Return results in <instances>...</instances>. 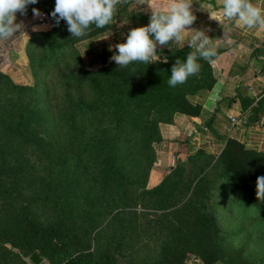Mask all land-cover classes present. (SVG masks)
<instances>
[{
    "label": "rangeland",
    "instance_id": "obj_1",
    "mask_svg": "<svg viewBox=\"0 0 264 264\" xmlns=\"http://www.w3.org/2000/svg\"><path fill=\"white\" fill-rule=\"evenodd\" d=\"M54 3L38 0L48 22ZM151 11L145 2L136 0L112 25L103 30L91 25L80 38L71 37L66 23L52 28L34 22L23 31L28 38L18 32L0 40V228L15 229L33 247H44L37 254L42 264H67L76 255L88 264L97 263L100 255L111 257L113 264H195L226 255H237L246 264H264L262 211L216 179L221 169L215 162L226 140L216 149L218 139L214 138V150L201 147L198 152L204 155L187 163L184 180L204 172L190 196L191 186L186 191L184 183L171 185L177 167L185 161L183 156L174 157L181 153V144L177 151L167 153L162 173L149 184L155 150L161 144L160 128L182 114L172 115L168 124H152L159 117L153 105L145 109L130 100L116 110L107 102L105 95L113 81L99 70L114 62L113 46L125 42L130 29L147 26L155 12ZM52 42L56 44L53 50ZM176 47H180L176 40L158 46L160 60L154 64H164L161 61L168 60ZM197 62L199 72L177 85L179 91L186 93L208 60ZM205 91L188 94L186 100L197 104ZM78 104L96 105V110L79 109ZM91 134L110 138L117 156L131 153L140 159L141 170L147 165L143 155L151 153L150 168L132 178L131 184L121 179L110 182L108 190L101 188L103 176L96 159L77 162L70 149L72 136H79L78 144L85 145L81 136L90 139ZM145 134L151 135L150 142L142 140ZM183 139L178 138V143ZM145 146L150 148L146 153ZM60 149L69 155L67 165L62 166L66 175L60 172L65 163L58 159ZM198 210L212 215L216 233L194 224ZM98 224L104 227L93 240ZM3 239L0 235V264H31L28 254Z\"/></svg>",
    "mask_w": 264,
    "mask_h": 264
},
{
    "label": "trees",
    "instance_id": "obj_2",
    "mask_svg": "<svg viewBox=\"0 0 264 264\" xmlns=\"http://www.w3.org/2000/svg\"><path fill=\"white\" fill-rule=\"evenodd\" d=\"M130 2H133V0H123L118 4L116 6L114 18L124 11ZM34 7L40 9L38 2L34 4ZM64 23L66 22L61 20L58 25ZM49 24L52 28L58 26L55 24V21L51 16H49ZM89 37L91 38L92 34H90ZM55 46V43H50L51 50H53ZM190 51L195 50L188 46L173 48L170 51L168 63L164 64L153 63L148 65L145 63L134 62L127 67L121 68L114 62L106 63L99 72L106 75L109 80L113 81L109 94L105 95L109 106L116 110H121V106H123L124 103L127 104L130 100H135V105L138 107L141 106V104L144 105L145 109H149L153 105L158 109L159 117L157 120L155 119L154 122L152 121V124H168L171 121V116L176 113L195 118L199 112V106L197 104L189 103L186 100V96L188 94H193L197 90L205 89L209 91L212 88L215 83V77L212 75L213 72L209 62L213 57L208 60L206 65H203L200 77L195 79L193 84L189 85V89L186 93L179 91L177 87H169V78H167L168 75H171V67L175 63V60L180 58L183 61ZM135 93L136 95H134ZM77 107L90 112H95L96 110V105L82 106L81 104H78ZM95 133L96 132H93V134ZM157 133L156 129L155 134L157 135ZM95 136L96 135L91 134L90 139L86 136H81L85 145L82 143L78 144L79 136H72V145L70 149H74V156H76L77 162L84 161L86 157L96 159L99 166L97 168H99V172L103 176L99 181V186H101V188L108 190L110 189V182L117 180L120 181L121 179H125L127 184H131L133 181L132 178H135L141 173L147 172L150 168L152 163L151 156L153 155H151V153H146L150 150L149 147L145 146L144 148L147 156L146 154L143 155V162H147V165L141 170L140 159H134L133 154L126 153L128 159L125 162H122L126 157H123L122 155L119 157L112 151L110 138H95ZM151 138V135L148 134L142 136L143 141L150 142ZM225 143V149H223L215 162L217 168L219 166L221 169L220 173L217 174L216 179L223 181L226 186H230L233 193L239 194L247 204H256L258 210L262 211L264 216V201L257 200L255 191L257 177L264 176V152L247 149L232 139H226ZM63 150L64 149L59 150L58 159L65 162L60 165V172L61 174L66 175L67 170L63 169L62 166L64 164L67 165L66 161L69 155H64ZM200 155L204 154L196 151L194 154L189 155L187 159L177 167L175 179L174 181H171L172 186L173 183H184L186 185V191L187 189H190L191 186L188 196L192 194L195 186L200 182L201 176L202 178L204 177V172H202L201 175L187 177L185 180L183 178V172L186 169L187 163L191 159L199 157ZM120 163H122L121 166H118L117 164L120 165ZM124 166H128V168L125 169ZM161 187L162 184L152 191H156ZM198 214L199 217L195 219L196 221L194 220V224L196 223L198 226H201L200 229H204L205 232L213 230L216 233V229L213 226L212 215H204L202 210H198L197 215ZM103 227L99 224L95 227V232L92 235L93 240L100 235ZM64 232L66 233L65 229L62 230V233ZM0 235H4L5 239H3V242L5 244L9 245L11 248L17 249L20 253L28 254V257L32 253L37 255L40 252H44V247H33L29 242L20 237L18 231L15 229L0 228ZM66 238L71 237L66 234ZM74 244L76 248L79 249L80 245L76 242ZM112 260L113 259L109 256L100 255L95 264H113ZM207 260L208 261L203 262V260L201 263L195 264H214L215 262H219L220 264H246L244 260L237 255H226L218 259L210 258ZM67 264L88 263H86L84 258H80L76 255L70 259Z\"/></svg>",
    "mask_w": 264,
    "mask_h": 264
},
{
    "label": "crops",
    "instance_id": "obj_3",
    "mask_svg": "<svg viewBox=\"0 0 264 264\" xmlns=\"http://www.w3.org/2000/svg\"><path fill=\"white\" fill-rule=\"evenodd\" d=\"M140 1L155 12L163 11L167 6V0ZM251 3L264 9V0H251ZM220 7L221 0H193L191 10L196 20L188 27L203 30L213 40L212 47L216 55L209 65L215 83L209 91L202 92L197 98L199 112L195 118L180 115L173 124L160 128L161 144L155 150L156 162L149 184L156 181L159 172L162 173L167 164V153L177 151L180 144L181 153L174 157L183 156L184 160L188 154L202 150L201 147L208 152L214 150V138L218 139L216 149L220 148L223 140L232 139L247 149L264 152V30L247 29L235 20L219 23L210 19V15L218 13ZM33 8L34 5L27 6L25 15L16 14L15 22H23L22 32L34 24L37 18L33 16ZM47 24L48 19L43 26ZM181 35L179 45L188 46L192 34ZM230 118L234 121L230 122ZM182 136L183 142L178 143V138ZM205 143L207 145L203 146ZM184 150L186 155L183 154Z\"/></svg>",
    "mask_w": 264,
    "mask_h": 264
},
{
    "label": "clouds",
    "instance_id": "obj_4",
    "mask_svg": "<svg viewBox=\"0 0 264 264\" xmlns=\"http://www.w3.org/2000/svg\"><path fill=\"white\" fill-rule=\"evenodd\" d=\"M37 2L38 0H0V40L15 37L18 32L24 34L23 22H15L16 14L25 15L27 6ZM119 3L120 0H55L50 16L56 25L61 20L65 21L71 37L80 38L87 34L91 25H95L97 29L112 25ZM192 4L193 0H167L166 9L153 12L147 26L130 29L124 37L125 42L113 46L116 51L111 60L121 68L134 62L148 65L155 63L160 60L156 52L158 46L164 47L172 40L179 42L182 39L181 33H191L188 47L195 51H190L183 61L180 58L175 60L168 80V85L172 88L184 84L189 76L199 72V58L210 60L216 55L215 48L212 47L213 40L203 30L188 27L196 20L191 10ZM32 12L34 17L42 15L35 8ZM210 19L219 23L235 20L247 29L264 30V9L255 7L251 0H221L219 12H213ZM161 62L168 63L167 57ZM255 183L257 200L264 201V176L257 177Z\"/></svg>",
    "mask_w": 264,
    "mask_h": 264
},
{
    "label": "built area",
    "instance_id": "obj_5",
    "mask_svg": "<svg viewBox=\"0 0 264 264\" xmlns=\"http://www.w3.org/2000/svg\"><path fill=\"white\" fill-rule=\"evenodd\" d=\"M42 15L40 17H37L36 20H35V23L36 24H40V25H44L47 23V17L45 15V13L43 12H40ZM234 119L233 118H230V122H233ZM42 264V263H40Z\"/></svg>",
    "mask_w": 264,
    "mask_h": 264
},
{
    "label": "water",
    "instance_id": "obj_6",
    "mask_svg": "<svg viewBox=\"0 0 264 264\" xmlns=\"http://www.w3.org/2000/svg\"><path fill=\"white\" fill-rule=\"evenodd\" d=\"M28 259L31 262V264H40V262H41V259L35 253H32L28 257Z\"/></svg>",
    "mask_w": 264,
    "mask_h": 264
}]
</instances>
